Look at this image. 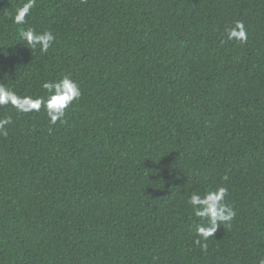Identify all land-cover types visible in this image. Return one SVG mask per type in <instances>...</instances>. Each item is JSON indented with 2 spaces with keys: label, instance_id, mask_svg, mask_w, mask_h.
<instances>
[{
  "label": "trees",
  "instance_id": "obj_1",
  "mask_svg": "<svg viewBox=\"0 0 264 264\" xmlns=\"http://www.w3.org/2000/svg\"><path fill=\"white\" fill-rule=\"evenodd\" d=\"M26 3L0 0V86L44 104L0 105V264H260L264 0H35L17 23ZM219 187L236 216L197 244L189 199Z\"/></svg>",
  "mask_w": 264,
  "mask_h": 264
},
{
  "label": "clouds",
  "instance_id": "obj_2",
  "mask_svg": "<svg viewBox=\"0 0 264 264\" xmlns=\"http://www.w3.org/2000/svg\"><path fill=\"white\" fill-rule=\"evenodd\" d=\"M34 4L35 0H28V3H26L22 9L18 10L15 21L17 23L24 22V17ZM21 35L29 48L33 50L39 46L40 51L44 53L48 51L56 39L51 31L37 32L32 28L27 29ZM227 38L229 40H239L242 43L246 42L247 32L244 23L242 21H236L233 27L228 28ZM42 87L51 94L45 106L53 124L64 116V110L68 108L73 100L81 95L79 84L69 76H65L62 80L55 83L46 81L43 83ZM8 103H11L19 111L28 112L32 110L39 111L44 101L42 98H20L14 91L0 86V105ZM11 122V118L0 120V134H7V130L4 126ZM227 195L228 189L226 187H219L204 193L203 196L194 193L190 197L189 203L193 206L195 216L208 220L207 227L204 225H199L197 227V244L200 243L199 237L202 236L206 240L216 233L221 223L230 222L235 218L236 212L234 209L224 202ZM202 246L206 248V244ZM260 264H264V260H262Z\"/></svg>",
  "mask_w": 264,
  "mask_h": 264
}]
</instances>
